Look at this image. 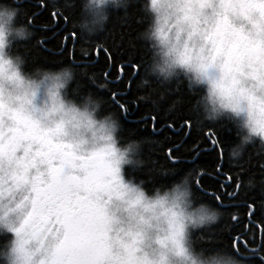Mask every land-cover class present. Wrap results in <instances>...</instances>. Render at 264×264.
I'll return each mask as SVG.
<instances>
[{"label": "clouds", "instance_id": "obj_1", "mask_svg": "<svg viewBox=\"0 0 264 264\" xmlns=\"http://www.w3.org/2000/svg\"><path fill=\"white\" fill-rule=\"evenodd\" d=\"M0 0V264H248L249 253L209 248L224 213L196 197L192 171L146 186L134 173L174 175L125 139L105 98L78 90L72 64H32L34 31ZM139 5L135 40L148 56L136 84L158 104L182 86L199 123H227L239 163L264 149V0H63L95 43L113 12ZM131 43V42H130ZM134 46V45H133ZM81 74L84 70L81 69ZM176 97L170 109L182 104ZM255 186L254 178L247 182ZM264 251V246H261Z\"/></svg>", "mask_w": 264, "mask_h": 264}, {"label": "trees", "instance_id": "obj_2", "mask_svg": "<svg viewBox=\"0 0 264 264\" xmlns=\"http://www.w3.org/2000/svg\"><path fill=\"white\" fill-rule=\"evenodd\" d=\"M43 3L48 6L41 7ZM62 3L63 0H22L20 6L25 15L21 19L30 23L35 34L33 41L20 47L21 51L27 49L32 61L29 67L39 64L57 68L72 64L78 73V90L103 96L104 110L115 111L120 116L123 125L121 136L143 139L146 157L154 160L157 166L174 169L175 173L158 176L140 171L134 174L145 179L146 186L151 187L153 183L170 184L191 170L195 177L193 190L196 197L221 208L224 213L221 223L211 234L199 237L203 245L232 251L239 239L240 252L250 254L248 264H259V256L264 255V251L260 250L264 234V208L260 206L264 201V149L253 145L241 162L230 161L227 149L236 142L235 130L226 122L199 123L191 110L195 97L182 86L173 89L167 99L156 105L136 99L144 95L136 84L143 74L142 65L148 56L144 46L134 39L143 27L138 22L141 15L138 4H133L127 15L113 12L105 31L94 38L95 43H89L73 26L79 8L66 11L61 7ZM54 11L59 15L52 16ZM105 48L108 52L104 51ZM122 61L138 64L139 71L126 69L123 81L117 83L118 67ZM81 69L84 74H81ZM106 72L110 73L107 79ZM114 91L119 93L116 100L127 105L126 111L114 101ZM178 96L182 97L183 103L170 109L169 105ZM153 116L158 119L155 125ZM186 121L192 123L190 131L186 125L183 127ZM167 124H173L175 129L167 128ZM209 133L215 134L209 137ZM250 178H254V187L246 183ZM226 192H232L233 197H228ZM216 196L223 198V204ZM233 216L239 219L233 221ZM245 242L247 248L244 247ZM251 249L257 251L253 254Z\"/></svg>", "mask_w": 264, "mask_h": 264}, {"label": "snow or ice", "instance_id": "obj_3", "mask_svg": "<svg viewBox=\"0 0 264 264\" xmlns=\"http://www.w3.org/2000/svg\"><path fill=\"white\" fill-rule=\"evenodd\" d=\"M41 7H47L48 6V4L47 3H43V4H41L40 5ZM59 15V12H53L52 13V16H58ZM41 43H42V41H41ZM104 51L105 52H108V49H104ZM108 59H109V61H111L112 60V55H111V53H109V55H108ZM126 69H133V70H135V71H139V65L138 64H134V63H130V62H121L120 63V65H119V67H118V74H117V76H116V82L117 83H120V82H122L123 81V79H124V73H125V70ZM133 74H135V73H133ZM110 75V73H108V72H106L105 73V78L107 79L108 78V76ZM129 87H131V81H129ZM119 95V93L118 92H113L112 93V96H113V99H114V101L118 104V106L121 108V109H124L125 111L127 110V105L125 104V103H120L118 100H116V97ZM137 100H142L143 98L142 97H137L136 98ZM152 121H153V123H154V125L155 124H157L158 123V119H157V117L156 116H153L152 117ZM185 125L187 126V128H188V130L190 131L191 130V128H192V123L191 122H189V121H186L185 122V124L183 125V127H185ZM166 127L167 128H170V129H175L174 128V126H173V124H167L166 125ZM215 133H209L208 135H209V137H211L212 135H214ZM212 143L213 144H215L216 143V141H212ZM171 149H169V154H171ZM262 167H264V165H262ZM239 188V185H237V189ZM226 194H227V196L228 197H233V193L232 192H226ZM216 199L221 203V204H223V198L221 197V196H216ZM255 203V202H254ZM262 208H264V201H262L261 202V205H260ZM249 207L250 208H252V206L251 205H249ZM253 210V212L255 211V209L253 208L252 209ZM239 219V217H237V216H233L232 217V220L233 221H236V220H238ZM260 246H264V234H262V236H261V240H260ZM244 247L245 248H247L248 247V245H247V242H245V245H244ZM235 250L237 251V252H240V244H239V239H237V241H236V247H235ZM260 250H261V248H260ZM257 251V249H251V252L254 254L255 252ZM259 264H264V255H261V256H259Z\"/></svg>", "mask_w": 264, "mask_h": 264}]
</instances>
